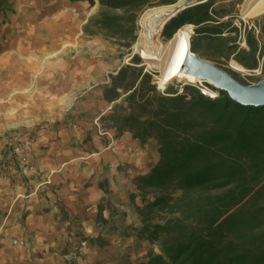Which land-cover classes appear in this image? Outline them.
<instances>
[{"label":"trees","instance_id":"trees-1","mask_svg":"<svg viewBox=\"0 0 264 264\" xmlns=\"http://www.w3.org/2000/svg\"><path fill=\"white\" fill-rule=\"evenodd\" d=\"M9 1L0 0V9ZM98 1L100 8L85 30L96 25L107 35L128 36L130 46L138 14L176 0ZM213 3L203 0L186 7L171 21L186 11L188 18L171 30V21L165 23L163 33L170 37L182 23L194 22V51L205 56L200 51L211 48L256 67L264 53L258 38L264 25H246L247 46H240L239 26L230 18L217 20ZM133 59L138 62L140 55L134 53ZM187 88L188 94H161L142 65L127 63L105 89L109 100L126 93L129 110L117 117V127L143 142L155 136L160 151L150 171L136 176L141 191L157 192L138 207L143 218L138 234L158 240L160 249L122 264H264V105H243L223 90L210 97L194 85ZM156 210L174 219L151 221Z\"/></svg>","mask_w":264,"mask_h":264},{"label":"rangeland","instance_id":"rangeland-1","mask_svg":"<svg viewBox=\"0 0 264 264\" xmlns=\"http://www.w3.org/2000/svg\"><path fill=\"white\" fill-rule=\"evenodd\" d=\"M178 1L148 6L141 11L136 18V39L130 46L126 44L128 36L107 35L96 25H92L89 31L85 30V24L91 15L100 8L98 0L93 5L88 0H10L0 9V151L4 153L0 173L7 176L8 171L19 172L11 152L13 143L26 138L34 140V135L40 129L82 127L90 130L98 127L97 119L102 129L117 127V117L129 110V103L125 100L126 93L109 100L105 97V89L112 85L113 76L127 63L136 67L142 65L144 71L150 73V82L152 78L159 77L162 71L159 60L144 57L141 45L137 46L143 30L141 18L151 7L175 4ZM213 1L218 11L215 14L217 20L230 18L232 25L239 26L237 40L246 25H264V13L247 19L241 16L254 0ZM188 16L189 12L186 11L172 21L169 18L167 22H171L168 29H173ZM164 26L156 34L161 42L169 38L163 33ZM225 33H228L226 28ZM257 34H260L259 31ZM260 37L264 42V32ZM205 52L244 81L254 82L264 74V53L260 55L256 67L246 66L245 70H241L234 66V57H224L217 50ZM134 53L140 55L138 62L133 59ZM257 67L261 68L260 73H255L252 69ZM156 88L159 93H163L160 88ZM152 137L159 145L157 138ZM8 168L10 169L6 171ZM156 194V191H145L144 195L141 192L139 203L130 209L131 213L125 209L121 210L123 213H114L116 216L112 221H119L121 225L127 226L121 232L127 240L118 244L121 253L126 248H136L144 251L141 256L145 257L146 253L160 249L158 240L151 242L144 235L138 234V228L143 224L138 207H145L146 198ZM133 199H136V194ZM17 208L20 207H16L15 203L0 200V229L7 225V217L14 216L15 213L11 212H17ZM116 208L117 206L111 209L113 211ZM25 211L23 209V219L16 216L12 221L24 222ZM152 216L151 221L170 222L174 219L170 213L159 210L154 211ZM10 223L12 222L8 224ZM12 236L20 237L15 233ZM98 237L103 244L107 241L104 235ZM86 238L81 235L79 246L85 245L82 241ZM79 246L73 250L66 246L58 252L73 251L82 255ZM17 247L26 248L13 241L10 243L8 240H0V264H14L12 257H17L14 252ZM26 251L37 252L38 249L26 248ZM77 261L74 253L67 257V262L71 264H76ZM129 261L132 260L126 259L123 263Z\"/></svg>","mask_w":264,"mask_h":264},{"label":"crops","instance_id":"crops-1","mask_svg":"<svg viewBox=\"0 0 264 264\" xmlns=\"http://www.w3.org/2000/svg\"><path fill=\"white\" fill-rule=\"evenodd\" d=\"M244 37L245 28L237 40L243 47L247 46V42L243 44ZM200 52L211 59L205 50ZM96 122L98 127L90 130H38L34 135L32 170L27 174L9 173L8 168L7 176L0 173V200L20 207L11 212L14 216L7 217V225L0 229V240L11 243L15 233L29 238L38 248L37 252H28L25 247H17V257H12L14 264H71L67 257L73 253L78 258L76 264H122L126 259L138 261L142 257L144 251L136 248H126L121 253L118 244L127 240L121 235L127 226L112 219L123 209L131 213L141 192L145 194L137 187L136 176L149 172L158 161L159 145L153 137L143 142L129 129L119 131L112 126L107 128L118 140L112 149L107 145L108 137L99 132L101 123L98 119ZM23 209L25 221H12L16 216L23 219ZM81 235L87 237V242L79 246ZM99 235L106 236L104 244ZM66 246L70 250L79 246L82 255L73 251L59 254L58 250Z\"/></svg>","mask_w":264,"mask_h":264},{"label":"bare ground","instance_id":"bare-ground-1","mask_svg":"<svg viewBox=\"0 0 264 264\" xmlns=\"http://www.w3.org/2000/svg\"><path fill=\"white\" fill-rule=\"evenodd\" d=\"M175 4L155 6L147 9L142 15L143 30L139 35L137 46L141 45V53L144 57L159 60L161 67L160 82L170 81L174 77L179 79H189L192 81L202 80L194 74L187 73L183 64L186 53L192 49V37L196 27L194 22L186 21L179 25L176 31L166 41L161 42L156 34L174 12ZM264 13V0H254L247 6L241 16L248 18L253 15ZM150 29V32L148 31ZM234 66L245 70L246 66L234 60Z\"/></svg>","mask_w":264,"mask_h":264},{"label":"water","instance_id":"water-1","mask_svg":"<svg viewBox=\"0 0 264 264\" xmlns=\"http://www.w3.org/2000/svg\"><path fill=\"white\" fill-rule=\"evenodd\" d=\"M200 1L203 0H179L168 19ZM148 31L150 32L149 28ZM183 64L187 73L194 74L219 90L225 91L237 102L255 107L264 105V74L254 82L244 81L227 68L191 48L186 53Z\"/></svg>","mask_w":264,"mask_h":264},{"label":"built area","instance_id":"built-area-1","mask_svg":"<svg viewBox=\"0 0 264 264\" xmlns=\"http://www.w3.org/2000/svg\"><path fill=\"white\" fill-rule=\"evenodd\" d=\"M243 44H246V39L244 37ZM255 73H260L261 68H252ZM151 83L156 85L158 88H160L163 92V94L175 97L180 94H188V88L187 85L191 84L196 86L198 89H200L201 92L204 94L210 96V97H216L219 95L220 90L216 87H214L212 84L205 80H198V81H192L189 79H179L178 77H174L170 81L163 80L160 82V77L152 78ZM99 132L102 135H106L108 137V146L112 149H115L118 140L116 135L110 130V129H102L99 128ZM34 140L32 138H26V140H19L13 143L11 152L15 157V163L17 165L16 170L23 174L29 173L32 168L34 167L35 163L33 161V157L35 156L34 153ZM4 159V153L0 151V163ZM45 181H49V177L45 179ZM13 243L22 245L28 249L31 250H37V246L32 243V240L25 237H15L12 239ZM82 244H86V240L82 241Z\"/></svg>","mask_w":264,"mask_h":264}]
</instances>
